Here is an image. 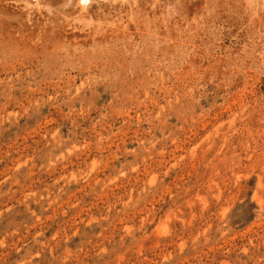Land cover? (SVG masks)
Instances as JSON below:
<instances>
[{
    "label": "rangeland",
    "instance_id": "rangeland-1",
    "mask_svg": "<svg viewBox=\"0 0 264 264\" xmlns=\"http://www.w3.org/2000/svg\"><path fill=\"white\" fill-rule=\"evenodd\" d=\"M0 264H264V0H0Z\"/></svg>",
    "mask_w": 264,
    "mask_h": 264
},
{
    "label": "bare ground",
    "instance_id": "bare-ground-1",
    "mask_svg": "<svg viewBox=\"0 0 264 264\" xmlns=\"http://www.w3.org/2000/svg\"><path fill=\"white\" fill-rule=\"evenodd\" d=\"M85 2V1H84ZM82 6V5H81Z\"/></svg>",
    "mask_w": 264,
    "mask_h": 264
}]
</instances>
